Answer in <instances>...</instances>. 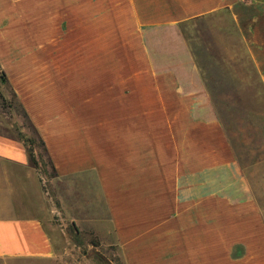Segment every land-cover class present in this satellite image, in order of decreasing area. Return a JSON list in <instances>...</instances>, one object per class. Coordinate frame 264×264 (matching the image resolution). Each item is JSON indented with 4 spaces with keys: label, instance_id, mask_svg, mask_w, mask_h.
<instances>
[{
    "label": "crops",
    "instance_id": "crops-1",
    "mask_svg": "<svg viewBox=\"0 0 264 264\" xmlns=\"http://www.w3.org/2000/svg\"><path fill=\"white\" fill-rule=\"evenodd\" d=\"M220 13L264 88V0H0V81L62 207L123 264H264V188L182 32ZM45 223L25 147L0 133V260L53 259Z\"/></svg>",
    "mask_w": 264,
    "mask_h": 264
},
{
    "label": "rangeland",
    "instance_id": "rangeland-1",
    "mask_svg": "<svg viewBox=\"0 0 264 264\" xmlns=\"http://www.w3.org/2000/svg\"><path fill=\"white\" fill-rule=\"evenodd\" d=\"M182 32L192 47L240 162L262 190L264 88L244 45L224 13L188 21L182 25ZM0 133L20 134L33 140L38 190L45 203V226L56 247V256L51 260L12 259L0 260V264H123L115 244L101 245L93 232L80 230L71 220L69 210L62 207V195L70 200L69 185L57 179L22 109L1 81Z\"/></svg>",
    "mask_w": 264,
    "mask_h": 264
},
{
    "label": "trees",
    "instance_id": "trees-1",
    "mask_svg": "<svg viewBox=\"0 0 264 264\" xmlns=\"http://www.w3.org/2000/svg\"><path fill=\"white\" fill-rule=\"evenodd\" d=\"M13 97H14V95H13ZM22 112H23V115L26 118V120H27V122H28V124H29V126H30V128H31V130H32V132L34 134V136L36 137L38 144L41 146V149L45 152V148H44V145H43V142H42L41 138L38 136V134L36 133V131L33 128V126L29 123V121H28V119H27V117H26V115H25L23 110H22ZM12 137H14V138H16V139H18V140H20L22 142L23 146L25 147V151L27 153V160H28L29 164L35 169L37 167V161H36V158L33 155V149H32L33 140L30 137H24V136H22L20 134H17L16 136H12ZM47 160H48V163H50V165H51V167H52V169L54 171V168H53V165H52L50 159L47 158Z\"/></svg>",
    "mask_w": 264,
    "mask_h": 264
}]
</instances>
